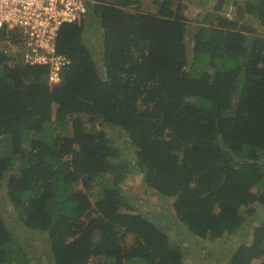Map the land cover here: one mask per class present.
Segmentation results:
<instances>
[{"label":"trees","instance_id":"16d2710c","mask_svg":"<svg viewBox=\"0 0 264 264\" xmlns=\"http://www.w3.org/2000/svg\"><path fill=\"white\" fill-rule=\"evenodd\" d=\"M150 1L156 10L85 0L80 22L58 29L56 54L68 63L57 81L48 64L24 62L19 29L1 31L0 264L37 256L3 204L39 237L47 264H193L172 234L180 228L228 255L195 264L264 257V217L248 243L241 227L264 204V35L244 22L248 14L264 27V0H235L230 19L221 0L190 34L183 0ZM132 171L170 200V231L168 218L129 200L122 183ZM233 235L244 238L224 253Z\"/></svg>","mask_w":264,"mask_h":264},{"label":"rangeland","instance_id":"374dc122","mask_svg":"<svg viewBox=\"0 0 264 264\" xmlns=\"http://www.w3.org/2000/svg\"><path fill=\"white\" fill-rule=\"evenodd\" d=\"M221 0H183V10L182 13L187 19V29L188 31H191L195 26L198 24L200 25V21L203 17V14L205 11L214 8V5L220 4ZM235 0H223L222 5L220 6L219 15L223 16L225 18H232L234 16L235 7L233 5V2ZM141 7L143 10L151 9V11L156 10V4H151L150 0H140ZM243 19V18H242ZM80 22V21H79ZM78 22V23H79ZM244 22L246 25H250L252 27L256 28V33L259 35H264V27L259 25L257 20H254V18L251 15H245ZM100 32L95 33V36H99ZM190 34V33H189ZM251 34L249 35V37ZM96 39H91L89 44L91 49L95 50L96 48L98 50H95L96 54L100 56V49L99 42H97ZM189 41L187 40V43ZM190 45L188 44L189 48ZM17 47L12 48V52L16 51ZM99 62V60H97ZM85 127L89 129L91 127L88 122H85ZM97 128V127H96ZM114 133V136L116 135L117 131L113 130L112 134ZM127 157L126 159H129L131 161H135L133 155L130 153V149L127 151ZM79 186V185H78ZM123 189L126 192V195L128 196L130 201H133L135 206L142 210V212L146 213L147 215H150L152 217H155L157 220H162L164 218H168L170 225L168 226V231H170L173 227H175L172 222L173 218L171 216V210H170V200L163 198L162 196L158 195L154 189L148 188L146 189L145 184L142 182V176L138 171H132L128 174V176L125 178L124 182L122 183ZM5 189L3 187L0 196L3 197V200L6 199L5 195ZM10 205L3 204L1 210L3 214L5 215L6 223L9 227L14 230L15 235L18 237L19 240H23L25 245L24 249L27 250L28 254L32 253V251L37 254L34 258L30 256V262L31 264H47L45 260H41V258H38V253H40V249H42L41 241L39 237L34 233L31 232V238L30 233L24 232L22 229V226L20 224V220L18 219L17 215L12 213ZM245 207H242L241 214H245ZM256 213L252 216H246V220L241 227L245 230V243L250 242L251 236H252V227L258 223L259 220H261L264 217V204L263 205H256ZM181 231L179 233H176L175 231H172V234L174 236H177L179 238V241L182 242L183 246L185 247L186 251L187 248H190V250L187 251V253H190L187 258L185 259L188 263H201L208 261H214L218 259L220 263H225L226 259L225 257L228 255L223 254V259L220 258V255L216 251V247H212L211 242L208 240H200L197 237H192L188 235V232L185 228H180ZM27 238V239H26ZM244 238L242 235L241 237L238 235L230 236L227 241L224 240L221 242L223 246H221L225 252H228V248L234 247L238 245L239 239ZM34 244L33 248L31 245ZM229 246V247H227ZM231 249V248H229ZM212 251L215 254L212 256L211 259H205L203 256L206 252ZM210 256V257H211ZM205 259V260H204ZM41 262V263H40ZM264 263V257L259 258L257 260H254V264H263Z\"/></svg>","mask_w":264,"mask_h":264},{"label":"built area","instance_id":"2783aa9c","mask_svg":"<svg viewBox=\"0 0 264 264\" xmlns=\"http://www.w3.org/2000/svg\"><path fill=\"white\" fill-rule=\"evenodd\" d=\"M85 12V0H0L1 31L19 29L27 48L23 60L28 64L49 65V80L57 81L59 70L68 59L56 54L55 42L63 23L78 22Z\"/></svg>","mask_w":264,"mask_h":264},{"label":"clouds","instance_id":"9594fccd","mask_svg":"<svg viewBox=\"0 0 264 264\" xmlns=\"http://www.w3.org/2000/svg\"><path fill=\"white\" fill-rule=\"evenodd\" d=\"M183 7H184V5H183ZM182 10H183V8H182ZM182 10H181L180 14H181L182 16H184L183 13H182ZM82 18H83V17H82ZM82 18H81V19H82ZM184 18H185L184 20L186 21V25H187V19H186L185 16H184ZM81 19H80V20H81ZM78 22H79V21H78ZM74 23H75V22H74ZM187 26H188V25H187ZM187 32H188V34L190 33V31H188V29H187Z\"/></svg>","mask_w":264,"mask_h":264}]
</instances>
